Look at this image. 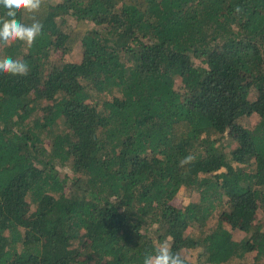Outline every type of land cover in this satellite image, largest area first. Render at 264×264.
<instances>
[{
	"label": "trees",
	"instance_id": "trees-1",
	"mask_svg": "<svg viewBox=\"0 0 264 264\" xmlns=\"http://www.w3.org/2000/svg\"><path fill=\"white\" fill-rule=\"evenodd\" d=\"M34 16L33 46H0L29 66L0 73V264H143L165 239L187 264H264V0Z\"/></svg>",
	"mask_w": 264,
	"mask_h": 264
},
{
	"label": "clouds",
	"instance_id": "clouds-1",
	"mask_svg": "<svg viewBox=\"0 0 264 264\" xmlns=\"http://www.w3.org/2000/svg\"><path fill=\"white\" fill-rule=\"evenodd\" d=\"M45 0H0V6L5 10V17L0 18V46H11L17 42L31 47L38 36L42 35L43 25L35 19ZM237 14L242 12L241 6L235 8ZM18 14L32 15L31 24L22 23ZM0 73L12 76H26L29 73L28 64L22 59L12 57L0 58ZM195 159L191 154L184 157L180 164L191 163ZM143 264H187L180 251H173L167 239L162 241L153 255L144 259Z\"/></svg>",
	"mask_w": 264,
	"mask_h": 264
},
{
	"label": "rangeland",
	"instance_id": "rangeland-1",
	"mask_svg": "<svg viewBox=\"0 0 264 264\" xmlns=\"http://www.w3.org/2000/svg\"><path fill=\"white\" fill-rule=\"evenodd\" d=\"M55 1H59V0H55ZM79 58H80V55H79V52H77L76 54H75V61H77V60H79ZM55 61L57 62V63H62V62H64L63 60H61L58 56H55ZM241 123L244 125V126H246V127H249V125H251V124H253L254 123V120L251 118H248V117H245V118H243L242 120H241ZM197 199V197H195V196H193V194H191V196H188L187 195V193L186 192H181L180 193V195L178 196V198H176L175 200H174V205L176 206V207H178V208H181L183 205H186V204H188L191 200H196ZM258 218L259 219H264V212H260V214L258 215ZM214 223H215V219H211V220H209V225L210 226H212V225H214ZM191 230H193V231H197L198 230V228H197V226L195 225V226H193L192 228H191ZM243 236V234L242 233H239V232H236L235 233V237L236 238H241Z\"/></svg>",
	"mask_w": 264,
	"mask_h": 264
}]
</instances>
